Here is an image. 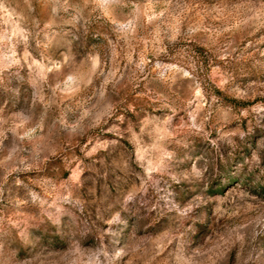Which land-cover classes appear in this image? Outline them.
Listing matches in <instances>:
<instances>
[{"label":"clouds","instance_id":"clouds-1","mask_svg":"<svg viewBox=\"0 0 264 264\" xmlns=\"http://www.w3.org/2000/svg\"><path fill=\"white\" fill-rule=\"evenodd\" d=\"M0 264H264V0H0Z\"/></svg>","mask_w":264,"mask_h":264}]
</instances>
